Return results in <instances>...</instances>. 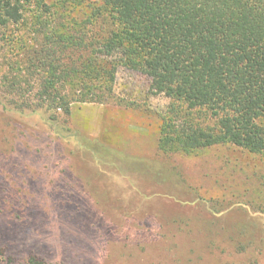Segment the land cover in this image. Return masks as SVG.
I'll return each instance as SVG.
<instances>
[{
	"label": "rangeland",
	"instance_id": "rangeland-1",
	"mask_svg": "<svg viewBox=\"0 0 264 264\" xmlns=\"http://www.w3.org/2000/svg\"><path fill=\"white\" fill-rule=\"evenodd\" d=\"M44 1L61 15L60 34L93 36L86 5ZM25 10L24 28L7 36L34 23ZM42 34L28 35L34 51ZM1 38L0 88L8 77L35 87L26 109L28 97L0 89V264H264V153L229 143L165 153L171 100L151 94L148 77L119 67L105 90L104 76L80 67L92 48H54L52 67L30 69L23 43ZM59 75L68 77L48 91L75 100L69 116L34 96Z\"/></svg>",
	"mask_w": 264,
	"mask_h": 264
},
{
	"label": "trees",
	"instance_id": "trees-1",
	"mask_svg": "<svg viewBox=\"0 0 264 264\" xmlns=\"http://www.w3.org/2000/svg\"><path fill=\"white\" fill-rule=\"evenodd\" d=\"M74 1L89 10L88 23L93 20L96 29L91 38L76 37L69 30L60 34L65 27L61 15L44 0H0L2 41L23 43L20 49L27 52L30 69L38 64L45 70L52 67L56 63L52 57L58 53L54 48L73 43L92 48L96 56L80 67L87 76L97 75L94 82L104 76L105 90L119 67L148 77L150 93L171 100L159 141L165 153L228 143L264 153V0ZM26 7L36 10L34 23L20 30L23 33H13V38L7 36L11 27L24 26ZM52 22L55 27L49 31ZM35 33H43L45 48L32 49L28 35ZM65 66L69 72L76 64ZM55 77L43 78L44 92L34 96L41 107L69 116L75 100L48 91L64 76ZM1 82V92L18 100L30 96L27 92L35 87L11 84L9 77ZM29 98L19 107L33 108Z\"/></svg>",
	"mask_w": 264,
	"mask_h": 264
}]
</instances>
